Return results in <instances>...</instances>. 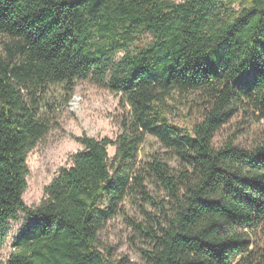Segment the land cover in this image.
Returning a JSON list of instances; mask_svg holds the SVG:
<instances>
[{
  "label": "trees",
  "instance_id": "obj_1",
  "mask_svg": "<svg viewBox=\"0 0 264 264\" xmlns=\"http://www.w3.org/2000/svg\"><path fill=\"white\" fill-rule=\"evenodd\" d=\"M0 34L11 40L0 54V248L25 216L6 264H115L98 235L148 178L166 199L151 201L160 216L146 264H264V244L249 240L264 233V139L214 145L242 107L264 125V0H0ZM87 78L122 95L121 133L78 138L72 166L29 208L27 155L48 128L37 93ZM186 93L202 97L192 130L167 117ZM147 137L178 166L157 156L139 166Z\"/></svg>",
  "mask_w": 264,
  "mask_h": 264
},
{
  "label": "rangeland",
  "instance_id": "obj_2",
  "mask_svg": "<svg viewBox=\"0 0 264 264\" xmlns=\"http://www.w3.org/2000/svg\"><path fill=\"white\" fill-rule=\"evenodd\" d=\"M176 3L183 0H171ZM150 36H141L146 45ZM11 40L0 34V54L6 55ZM132 48V49H133ZM122 54H120L121 56ZM26 93V92H25ZM41 97L39 114L48 124L47 133L27 155L29 174L23 200L27 207L36 208L44 199L45 188L57 177L61 169L72 166V156L83 150L78 138L88 136L95 139L111 140L121 133V122L129 112L122 95L112 92L103 84L91 78L76 80L71 90L64 86H49ZM44 97V98H43ZM202 97L198 93L175 94L167 102V117L175 124L192 130L201 120ZM248 107L240 108L236 117L217 134L214 145L220 147L231 140L239 148L250 149L264 139V125L258 122ZM112 159L115 148L108 149ZM157 156L172 168L178 162L154 138L147 137L138 155L139 166ZM163 188L152 178L142 189L133 184L125 200L118 206L117 214L110 219L98 235L99 246L109 260L115 264H146L145 252L151 251L152 240L147 232L154 217L160 215L151 201L164 203ZM155 218V219H156ZM20 214L9 223L7 236L0 248V264H6L15 253L13 239L24 223ZM157 231V227H154ZM252 249L262 247L264 233L249 231Z\"/></svg>",
  "mask_w": 264,
  "mask_h": 264
}]
</instances>
